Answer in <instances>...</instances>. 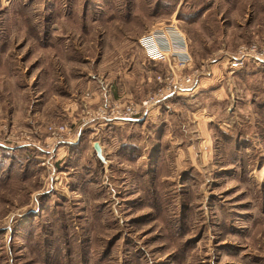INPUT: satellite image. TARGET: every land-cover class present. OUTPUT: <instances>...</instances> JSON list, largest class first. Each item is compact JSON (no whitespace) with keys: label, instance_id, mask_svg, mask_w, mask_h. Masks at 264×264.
<instances>
[{"label":"rangeland","instance_id":"374dc122","mask_svg":"<svg viewBox=\"0 0 264 264\" xmlns=\"http://www.w3.org/2000/svg\"><path fill=\"white\" fill-rule=\"evenodd\" d=\"M169 25L194 91L100 125L159 88L139 39ZM252 44L264 0H0V264H264Z\"/></svg>","mask_w":264,"mask_h":264},{"label":"built area","instance_id":"2783aa9c","mask_svg":"<svg viewBox=\"0 0 264 264\" xmlns=\"http://www.w3.org/2000/svg\"><path fill=\"white\" fill-rule=\"evenodd\" d=\"M162 38L164 42L160 40ZM140 46L149 61L165 62L168 64L167 73L156 75V80L160 84L154 95L142 101L138 106L126 104L115 107H109L103 104L98 108L100 125L112 124L117 120H135L142 119L147 115L151 107L171 98L190 94L194 91L196 85V75L198 70L182 74L183 70L188 68L191 63V56L187 51V42L185 38L177 32L174 25L158 27L139 39ZM255 64L264 63V46L259 47L256 44L241 46L233 56L228 58L230 69H240L246 63ZM116 108V109H115ZM97 111V113H98ZM61 130H67L64 126ZM63 134H67L62 132ZM62 143L71 141L62 140ZM46 153V152H45Z\"/></svg>","mask_w":264,"mask_h":264},{"label":"water","instance_id":"95a60500","mask_svg":"<svg viewBox=\"0 0 264 264\" xmlns=\"http://www.w3.org/2000/svg\"><path fill=\"white\" fill-rule=\"evenodd\" d=\"M94 148H95L96 152L99 154L100 151H101V148H100V146H99V144L97 142L94 143Z\"/></svg>","mask_w":264,"mask_h":264}]
</instances>
